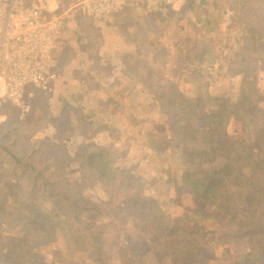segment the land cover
<instances>
[{"label": "rangeland", "instance_id": "1", "mask_svg": "<svg viewBox=\"0 0 264 264\" xmlns=\"http://www.w3.org/2000/svg\"><path fill=\"white\" fill-rule=\"evenodd\" d=\"M83 1L60 0L59 11L71 15L75 24L67 27L61 36L55 79L46 89L28 88L19 105L5 103L0 108V138L4 140L0 145L18 151V144L10 147L18 137L37 141L62 135L66 137L65 150L69 155L65 171L71 191L80 190L95 203L107 201L109 195L111 200L110 192L114 193L110 204L85 210L81 217L102 225L109 222L103 213L115 211L120 202L137 201L135 212L130 215L133 221L123 226L115 221L107 228V258L103 255L99 260L92 250L79 251L72 261L65 254L70 259L68 264H109V257L111 264H123L118 251L124 245L131 246L128 254L135 264H173L168 249L176 246L174 240L163 238L159 232L162 226L159 231L154 229L177 216L203 226L208 232L198 255L202 264L242 262L254 242L264 245V230L256 235L254 232L258 225L264 227L262 48L254 50V45L247 41L242 52L235 54L231 44L224 42L225 61L232 63L229 72L240 74L241 85L237 83L232 90L229 87V95L220 96L218 101L209 97L210 89L216 88L221 80L224 81L219 84L225 88L228 79L224 74L219 76L221 71H209L190 59L185 67L180 60L178 67L175 61L167 69L163 62L168 55L162 53L153 67L145 58L136 61L134 54L127 60L135 68L126 73L111 68L113 62H107L99 21L88 14ZM130 2L117 13L132 7L134 4ZM240 11L238 16L246 17ZM252 23L250 18L245 24L248 27ZM260 25L255 33L264 36V22ZM138 38L135 40L139 41ZM201 49L202 46L192 50V54L185 55L186 59L200 58ZM172 56V59L177 57ZM206 56L213 58L215 54ZM148 67L154 70L148 71ZM146 74L150 87L144 84V91L140 87L142 94H138L135 81ZM215 111L220 115H214ZM82 149L94 154L93 160L106 170V183L107 166L117 170L116 183L107 188L93 174L91 178L83 177L78 158ZM202 149L209 153L195 154ZM24 153L21 151L20 157ZM4 155L0 149V162ZM223 162L230 167L227 174L211 173L216 172L209 170L212 164ZM9 174L2 173L0 177V247L3 248L9 245V237L22 235L21 225L8 219L2 210L12 196L5 184ZM18 177L16 181L25 192L26 176ZM201 178L200 182L195 180ZM24 198L44 211L53 209L44 195L26 193ZM81 203L87 204L85 199ZM86 213H89L87 218ZM125 215L123 210L120 216ZM35 245L46 258L52 250L64 249L62 242ZM133 251L137 252L134 258Z\"/></svg>", "mask_w": 264, "mask_h": 264}, {"label": "trees", "instance_id": "2", "mask_svg": "<svg viewBox=\"0 0 264 264\" xmlns=\"http://www.w3.org/2000/svg\"><path fill=\"white\" fill-rule=\"evenodd\" d=\"M249 4L250 7H248ZM245 6H247L248 10L252 8L251 11L253 13L249 10L250 16L247 15L248 17H257V22L252 23L246 28L249 32H252L255 28L261 26L260 23L264 16L263 4L261 0H241V10ZM246 20L249 19L246 18ZM252 44L254 45V50L262 48V60L264 61V41L259 38L253 41ZM160 55L156 58L158 59ZM147 70L151 71L154 69L148 67ZM141 79L146 87H150L147 74L141 77ZM248 97L247 99H250ZM214 115L219 116L220 112L215 111ZM261 139V144H264V131ZM3 141L1 137L0 143H3ZM35 142H38L39 145H34ZM65 142L66 137L62 135L45 137L37 141L21 136L10 143V147L18 144L21 148H19L20 151H13L7 145H0V149L5 153L0 162V177L2 173H10L5 184L8 190L12 192L11 198L2 206V210H5L8 219L21 225L22 230L21 236H12L7 239L10 241L7 247H0V264H68L70 259L72 261L74 256H76V253L88 250L95 252L99 260L102 259L103 255L107 258V254L105 253L107 228L113 226L115 221H119L122 226L126 222L133 221L130 215L135 212L136 199L134 202H130L129 200L120 202L116 205L115 211L103 213L109 219V222L102 225L94 224L88 221V219L81 217V213L85 212V210L93 211L100 206L110 204L113 201L114 193L110 192L111 200L109 195L107 201L95 203L88 197H84L80 190L76 193L71 191V183L65 171L67 161L69 160V155L65 150ZM206 149L204 151L203 149L196 151L195 154L202 153L206 155L209 153ZM21 151H25V153L20 157ZM224 156L226 159L227 155ZM93 157H95L94 154L87 153L84 149H82V152H79L78 158L81 174L87 178H91V174H93L95 180L102 181L107 184V188H110V184L116 183L115 175L118 171L107 166L109 175L107 176L106 183V170L103 169V166L98 165L99 163L93 160ZM261 165L264 167V161ZM209 168V170H215L216 172L211 173H215L218 176L227 174L230 169L225 162L220 165L212 164ZM22 175L26 176L27 180V184L24 186L25 192L21 184L16 181L17 177ZM195 180L200 182L203 179ZM26 193L31 196L44 195L48 197L53 209L51 211L42 210L37 204L24 198V194ZM84 199L87 202L86 205L81 203ZM138 202L141 203V199ZM123 210L126 211V215L121 218L120 213ZM88 215L89 213H86L85 218ZM156 226L155 231H159L158 228L162 226L159 232L163 238H172L174 240L176 246L168 249V256L173 264H202V260L198 255H200V248L208 233L203 226L192 224L182 216L168 218L165 224ZM261 226L258 225L254 231L255 235L264 230V227ZM260 228L261 230H259ZM58 242L63 243L64 249L62 250L60 247L52 250L50 257H47L48 260L45 255L36 250L35 244L37 243L51 245ZM130 248V245L119 247V260L123 264H135L131 255L128 254V249ZM188 249H190L191 253ZM133 252L134 258L137 252ZM65 254L70 259H67ZM109 259L108 263L111 264L112 260ZM47 261L49 262L47 263ZM235 264H264V245L261 246V244L254 242L252 250L244 257L243 261Z\"/></svg>", "mask_w": 264, "mask_h": 264}, {"label": "crops", "instance_id": "3", "mask_svg": "<svg viewBox=\"0 0 264 264\" xmlns=\"http://www.w3.org/2000/svg\"><path fill=\"white\" fill-rule=\"evenodd\" d=\"M261 1L264 14V0ZM133 6L139 9H135ZM133 6L124 9L120 13H117L119 12L117 11V14L114 13L107 19H95L99 21L100 37L107 47V62L108 60L113 62L111 68H120L125 73L129 69L135 68L127 60L133 57L134 54L136 61L141 62L145 58L146 61L150 60L153 67H155V60L158 55L161 53L168 55L163 62L167 69L171 68L175 61H177L175 65L178 67L180 60H182L185 67L187 60L190 59L192 63L209 71H221L219 76L223 77L221 75L224 74L228 79L225 88L219 84V82L224 81L221 80L217 82L216 88L213 86V89H210L211 95L209 97L213 99L228 96L229 87L232 90L237 83H241L240 74L229 72L232 63H229L228 59L225 61V50L222 46L225 45L224 42L227 41L229 45L231 44L233 52L239 54L244 49L247 40L253 43V41L260 38L264 41V36L256 34L255 30L249 32L246 29L247 25L245 23L249 22L246 18H251L252 22H257V17L247 16L252 8L249 11L245 6L243 13H248L246 17L240 18L238 16L241 14L240 10L243 7V3L241 7V0H180L169 6L164 13L145 11L141 5ZM248 7H250V4ZM262 19L264 22V16ZM74 24L75 21L72 17L70 26L73 27ZM136 38L139 41L135 40ZM200 46H202L200 58L191 59L190 56L186 59V54H192V50H196ZM212 52H214L215 57L209 58L206 56L212 54ZM172 55L177 56L174 57L176 60L172 59ZM98 62L100 63V61ZM137 77L139 76L137 75ZM135 86L139 87L138 94H142L141 90L144 91V82L141 78L140 80L137 78ZM218 86L220 88L217 91Z\"/></svg>", "mask_w": 264, "mask_h": 264}, {"label": "built area", "instance_id": "4", "mask_svg": "<svg viewBox=\"0 0 264 264\" xmlns=\"http://www.w3.org/2000/svg\"><path fill=\"white\" fill-rule=\"evenodd\" d=\"M128 0H84L90 16L104 20ZM180 0H131L145 11L164 13ZM60 0H0V108L19 105L30 87L46 89L55 79L56 51L72 22Z\"/></svg>", "mask_w": 264, "mask_h": 264}]
</instances>
